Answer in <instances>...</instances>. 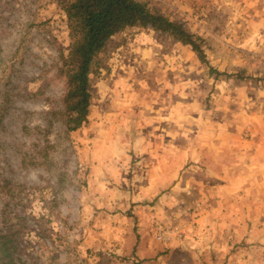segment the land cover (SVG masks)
<instances>
[{
  "label": "rangeland",
  "instance_id": "374dc122",
  "mask_svg": "<svg viewBox=\"0 0 264 264\" xmlns=\"http://www.w3.org/2000/svg\"><path fill=\"white\" fill-rule=\"evenodd\" d=\"M139 1L246 80L131 29L99 56L90 120L68 133L64 11L0 0V264H264V0ZM178 148L192 171L179 192L154 176Z\"/></svg>",
  "mask_w": 264,
  "mask_h": 264
},
{
  "label": "trees",
  "instance_id": "16d2710c",
  "mask_svg": "<svg viewBox=\"0 0 264 264\" xmlns=\"http://www.w3.org/2000/svg\"><path fill=\"white\" fill-rule=\"evenodd\" d=\"M67 17L69 50L61 52L56 75L64 82L62 109L57 113L68 133L88 124L92 105L90 76L110 41L131 29H152L189 47L215 79L246 80L243 75L220 72L210 65L205 41L183 24L139 0H55ZM251 79V78H250Z\"/></svg>",
  "mask_w": 264,
  "mask_h": 264
},
{
  "label": "crops",
  "instance_id": "0c3cea01",
  "mask_svg": "<svg viewBox=\"0 0 264 264\" xmlns=\"http://www.w3.org/2000/svg\"><path fill=\"white\" fill-rule=\"evenodd\" d=\"M107 95L101 96L104 100ZM101 106L99 107V109ZM98 110V109H97ZM170 159L165 158L164 164L159 165L157 167V171L155 172L157 175H154L157 178H162L163 180L172 179L174 182V189L179 192L182 190V184L185 178L191 177L192 171L182 172V157H181V149H177V153L174 154L172 165L170 164ZM154 170V168L152 169ZM239 179V178H238ZM244 177H242L241 181H243ZM156 182V181H155ZM154 182V183H155ZM194 188V186H192Z\"/></svg>",
  "mask_w": 264,
  "mask_h": 264
}]
</instances>
